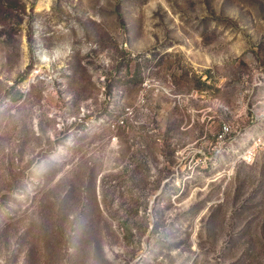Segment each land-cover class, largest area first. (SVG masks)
Returning <instances> with one entry per match:
<instances>
[{"label": "rangeland", "instance_id": "374dc122", "mask_svg": "<svg viewBox=\"0 0 264 264\" xmlns=\"http://www.w3.org/2000/svg\"><path fill=\"white\" fill-rule=\"evenodd\" d=\"M0 264H264V0H0Z\"/></svg>", "mask_w": 264, "mask_h": 264}]
</instances>
